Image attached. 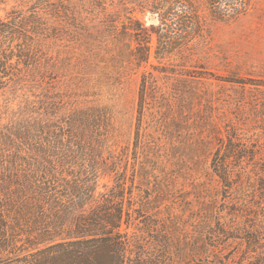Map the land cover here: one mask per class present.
I'll return each instance as SVG.
<instances>
[{
	"label": "trees",
	"instance_id": "16d2710c",
	"mask_svg": "<svg viewBox=\"0 0 264 264\" xmlns=\"http://www.w3.org/2000/svg\"><path fill=\"white\" fill-rule=\"evenodd\" d=\"M250 1L152 0L156 25L146 27L128 17L133 25L125 32L133 30L129 34L136 42L129 54L139 52L134 56L138 65L147 62L150 31L156 35L157 56L203 36L201 5L214 18L231 20L246 13ZM30 3L0 16V88H30L34 99L29 111L34 108L39 115L0 118V264H167L170 232L144 212L145 203L134 207L136 169L127 176L129 154L109 142L110 111L79 104L75 98L80 94L72 89L81 85L71 78L61 92L52 91L50 80L58 75L66 79L68 72L71 77L81 60L83 65L105 62V42L87 35L77 22L84 17L72 0ZM102 3L106 20L116 30L117 13ZM75 42L78 47L71 45ZM153 81L151 72L143 73L141 117L144 94L154 88ZM252 108L251 120L264 122V101ZM224 127L225 133L219 131L215 138L210 166L224 189L235 192L238 212L244 213L245 252H253L247 264H264V158L257 157V141L246 139L236 125ZM136 138L134 160L142 141L138 133ZM103 176L111 184L98 190ZM209 216L201 211L200 224L209 225ZM218 233L225 237L227 229L221 224Z\"/></svg>",
	"mask_w": 264,
	"mask_h": 264
},
{
	"label": "rangeland",
	"instance_id": "374dc122",
	"mask_svg": "<svg viewBox=\"0 0 264 264\" xmlns=\"http://www.w3.org/2000/svg\"><path fill=\"white\" fill-rule=\"evenodd\" d=\"M102 1L107 11L117 13L116 30L106 20ZM151 2L72 0L84 17L83 22H77L88 30L87 35L105 42V62L83 65L81 60L71 77L68 72L66 79L58 75L50 80L52 91L61 92L71 78L81 85L79 90L72 89L80 94L75 98L79 104L105 106L110 111L109 142L129 154L127 176L133 166L136 169L134 207L145 203L144 212L164 223L170 232L172 255L167 264H247L253 252H245L244 216L238 212L235 192L224 189L210 161L215 138L219 131L225 133V124L236 125L246 139L257 141V157L264 158V122L251 120L253 103L264 101V0H251L249 10L231 20L214 18L201 5L203 36L177 44L165 55L155 53L156 35L150 31L148 60L138 65L134 56L139 52L129 54L136 45L129 34L133 30L125 31L133 25L128 17L146 27L158 23L150 11ZM30 4V0H0V16ZM146 72L152 73L154 88L144 94L141 117L140 84ZM28 89L0 88L2 121L38 115L34 108L29 111L34 97ZM137 133L142 141L134 160ZM108 180L101 177L98 190L104 183L110 185ZM201 211L210 215L209 225L200 224ZM221 224L227 229L225 237L218 233ZM132 230L133 225L129 227Z\"/></svg>",
	"mask_w": 264,
	"mask_h": 264
}]
</instances>
